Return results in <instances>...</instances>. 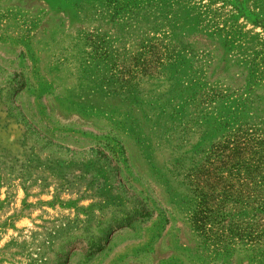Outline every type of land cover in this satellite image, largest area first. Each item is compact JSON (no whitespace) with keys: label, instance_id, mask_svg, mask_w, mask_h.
<instances>
[{"label":"rangeland","instance_id":"374dc122","mask_svg":"<svg viewBox=\"0 0 264 264\" xmlns=\"http://www.w3.org/2000/svg\"><path fill=\"white\" fill-rule=\"evenodd\" d=\"M0 264H264V0H0Z\"/></svg>","mask_w":264,"mask_h":264}]
</instances>
